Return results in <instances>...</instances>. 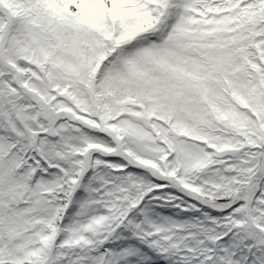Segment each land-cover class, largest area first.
Wrapping results in <instances>:
<instances>
[{
  "label": "snow or ice",
  "instance_id": "snow-or-ice-1",
  "mask_svg": "<svg viewBox=\"0 0 264 264\" xmlns=\"http://www.w3.org/2000/svg\"><path fill=\"white\" fill-rule=\"evenodd\" d=\"M0 264H264V0H0Z\"/></svg>",
  "mask_w": 264,
  "mask_h": 264
}]
</instances>
